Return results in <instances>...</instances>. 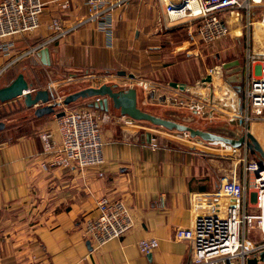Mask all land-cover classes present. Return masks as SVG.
Returning a JSON list of instances; mask_svg holds the SVG:
<instances>
[{"label":"crops","instance_id":"1","mask_svg":"<svg viewBox=\"0 0 264 264\" xmlns=\"http://www.w3.org/2000/svg\"><path fill=\"white\" fill-rule=\"evenodd\" d=\"M251 1L260 3L263 0ZM43 2L41 27L15 36V46L8 55L0 51V71L8 76L15 70L17 74L23 72L32 84L31 89L51 88L55 83L36 87L26 72L33 64L50 74L57 67L110 70L123 65L140 70V74L134 73L140 78L159 83L193 84L194 75L186 60L162 64L171 61L177 55V49H186L189 41H197L187 38L188 41L183 40L179 46L171 40L170 45L162 46L160 40L167 31L158 30V18L165 17L160 0H130L127 5L115 8L112 12L113 42L98 20H84L88 16L85 0H70L69 8L62 12L59 0ZM251 6L244 20L249 17L252 24L249 29L245 23L240 26L241 32L237 36L244 30L250 31L249 42L254 40L253 48L260 53L264 52V42L262 37L256 38L252 33L256 21L250 17L253 4ZM54 16H60L68 27L81 22L79 20L84 21L74 30L55 38L49 27ZM165 21L170 24L167 19ZM177 27L179 24L170 25L167 30ZM41 42H47L46 46L36 54H26L29 48ZM46 47L49 54L43 56ZM20 53L24 55L18 57ZM219 74L220 71L211 73L212 82L217 86ZM203 75L204 72L200 78ZM119 78L126 79L123 75ZM9 80L1 86L10 83ZM116 82L120 81L111 83ZM22 108L12 123L3 120L5 128L0 130V264H19L31 253L46 258L47 264L190 262L191 243L174 238V231L178 226L193 224L195 197L220 185L210 172V167H214L210 162L218 163L219 159L174 143L152 147L150 132L142 133L127 116L116 114L117 120L111 117L103 124L106 158L103 177L93 169L52 167L49 156L43 151L39 132L50 131L60 141L56 116H36L34 108L23 103ZM103 194L122 198L132 207L134 226L124 236L95 248L85 236L84 222L97 215V201ZM220 194V202L227 201L224 190L221 189ZM149 237L159 240V246L150 257L141 252L138 244L142 238Z\"/></svg>","mask_w":264,"mask_h":264},{"label":"built area","instance_id":"2","mask_svg":"<svg viewBox=\"0 0 264 264\" xmlns=\"http://www.w3.org/2000/svg\"><path fill=\"white\" fill-rule=\"evenodd\" d=\"M59 1L62 10L69 8L70 0ZM160 1L164 6L165 17L157 20L159 31H166L170 25L183 24L190 33L195 29L204 43L218 41L229 34L230 20L234 13L236 12L239 19V16H243L241 11L247 9L249 12L251 7L250 0ZM129 2L130 0H85L88 16L84 20H98L110 42H113L112 12ZM44 10L43 0H0V49L10 53L15 46L13 41L15 36L40 28ZM247 19L246 26L249 27L252 21L249 17ZM80 23L66 27L60 16H54L49 22V27L56 33L55 38H58L74 30ZM38 47L39 45H36L34 48ZM248 59L254 64L260 62L258 72L256 71L257 76L252 77L246 91L247 100H250L252 106V119L264 111V52L252 51L248 53ZM140 82L144 87L152 84L146 80ZM247 108L249 109L248 106ZM108 117L109 113H103L95 107L72 109L58 117L57 129L60 141L48 131L40 134L44 153L52 154L49 160L52 167L75 166L81 170L93 169L99 177H103L106 158L102 122ZM128 118L130 123L136 121L131 117ZM190 135L188 132L186 136L190 137ZM196 140L199 143L197 145L200 146L205 142L216 143V141L207 142L201 137ZM188 142L192 143V141ZM151 145L158 146L156 141H152ZM226 149L233 150L234 146L228 144ZM249 169L257 173L259 182L257 202H240V195L246 190V185L242 184L234 174L223 183L222 190L228 200L232 196L237 202H220L215 198L203 197L202 194L196 196V201L193 203V224L188 227L178 226L174 231V238L188 240L191 243L192 256L188 264H247L249 257L259 258L260 252L264 250V167L261 168L259 164L253 163ZM97 208L98 214L84 223L85 236L95 248L124 236L134 226L132 207L122 198L103 194L98 199ZM254 221L258 223V229L253 233L257 236L255 239L248 234ZM138 244L141 252L148 254L159 246V240L155 237L142 238ZM19 264H47V260L36 253H31ZM258 264H264V260L259 258Z\"/></svg>","mask_w":264,"mask_h":264},{"label":"rangeland","instance_id":"3","mask_svg":"<svg viewBox=\"0 0 264 264\" xmlns=\"http://www.w3.org/2000/svg\"><path fill=\"white\" fill-rule=\"evenodd\" d=\"M251 4H253V13L252 15L250 14V17H252L253 21L263 20L264 0L260 3L251 1ZM251 8L252 6L250 9ZM60 10L61 12L64 11L61 8ZM247 12V9L241 11L244 15L239 16V26H242L244 23L248 25V19H246V21L244 20ZM79 21L82 22L84 20ZM246 28L249 29L248 26H246ZM166 31L165 34L167 33V35H164L163 39L160 40L164 47L170 45L171 40L178 45L183 43V40L188 41V39H196L197 41L195 43L193 40L191 43H189V41L186 49H177L178 53L172 60L170 59L171 61L162 63L168 65L175 63L178 59L186 60L185 62L191 67L193 72L194 82L184 89L170 85V81H162V83H159L154 79L140 78L136 76V74L135 77L132 78L129 75L130 73L140 74L141 71L138 69L131 70V68L123 65L110 70L105 68L95 70L90 67L84 68L83 70H65L63 67H57L54 73L51 72V75L49 71H42L40 67L34 66L33 64L28 67L26 72L27 75L31 77L30 79L34 81L36 87H43L55 81L51 89H53V92L55 91V99L61 101V104L56 106V111L65 110V112H68L76 108H91L89 107V103L92 102L95 97L80 98L70 105H64L62 100L69 93L84 87L99 86L104 83L111 84L112 81L117 80L118 82L120 81L119 83L116 82L119 88H124V86L131 84L137 87L138 105L148 112L165 118L174 119L196 128L214 131L234 138L242 136L246 130H251L264 148V111L251 119L252 106L250 100H247L246 97L247 86L250 84L252 77L254 75L257 76L256 71L260 65V62L254 64L253 62H249L248 59V53L255 51L253 48L254 40L249 42L250 31L244 30L245 33L243 32L240 36L235 35V33L232 34L231 31L223 38L212 43L202 42L195 29L190 33L183 24H180L179 27L173 30ZM196 35L197 37L195 38L194 36ZM262 41L264 42V37H262ZM46 44L47 42L38 43V48L42 49ZM35 46L29 48L26 54H36L39 49H35ZM0 51L5 53V50L2 48ZM5 54L8 55L9 53ZM23 55V53H20L18 57H22ZM10 64L11 63H9L5 69ZM252 69L253 72L255 70L254 73L251 72ZM118 70H125L126 74H118ZM216 71H220L218 86L212 82L211 78V80H203L207 74L211 75L212 72ZM203 72L204 75L200 78ZM121 75H123V77L125 76L126 79H120L119 76ZM259 75L260 74H258V76ZM9 76L0 71V87L2 82L8 80ZM141 80L151 82L153 85L151 84V86L144 87V84L140 82ZM201 85L208 86L202 90L196 89L201 87ZM174 90H178V93ZM19 98L6 102L0 101V120L11 123L15 120L14 118L23 110L22 103L26 105L23 97ZM194 103L201 107H197ZM101 112L109 113V117L102 122V129H104L103 124L105 121H110L109 118L111 117L112 120L114 119L115 121L118 119L116 114H120V111L113 107L108 111L102 110ZM22 114H25V112H22ZM52 114L56 116L55 119L57 121V118L60 116H57L56 113H51V115ZM248 116H250V118H248ZM134 124L142 133L146 132V130L150 132L151 142L156 141L158 145H170L174 143L187 150L209 155V158L219 159L217 160L218 163H216V161H214L215 163H212L213 161L210 162L214 166L213 168L212 166L210 167V172L216 177L215 181L220 185L211 192L199 193L202 194L201 196L215 198L218 199V201L221 200L222 194L220 193L222 185L226 180L233 177L234 174L242 184L246 185V190L240 195V202H257V190L259 187L257 173L254 170H250L249 167L253 163L260 165L262 161L258 155L253 154L249 150L246 144L243 143L238 147H234L233 150H227V143L225 141L224 144L221 143L220 140H207L201 137V139L207 142L216 141V143L206 144L205 142L200 146L197 145L199 143L196 140L200 138V136L193 137L190 135L191 138L187 137L186 135H188L189 131L166 128L165 126L156 125L147 120H136ZM45 131L47 130H41L39 136ZM188 141H192V143ZM48 156L51 159L52 154ZM223 197H225V195H223ZM231 197L232 196H230L229 200L227 198L226 202H233V200L237 202L235 197ZM257 229L258 223L254 221L253 227L248 232L251 238H257V236L253 234Z\"/></svg>","mask_w":264,"mask_h":264},{"label":"water","instance_id":"4","mask_svg":"<svg viewBox=\"0 0 264 264\" xmlns=\"http://www.w3.org/2000/svg\"><path fill=\"white\" fill-rule=\"evenodd\" d=\"M42 54L43 56H48L49 48L46 47L42 51ZM118 74H126V71L119 70ZM129 75L132 78L135 77L134 73H130ZM210 78L211 75L207 74L203 80H211ZM169 83L175 87L186 88L185 83L177 81H170ZM31 88L32 84L27 80L25 74L19 72L10 83L0 87V101L6 102L23 97L26 106L34 108V114L36 116H43L51 113H56L57 116L64 115L65 110L56 111V106L60 105L61 101L55 99L56 95L50 87L39 88L37 90ZM90 97H95V99L89 103L90 107L100 108L106 111L113 107L119 110L120 114L127 115L136 120H147L156 125L165 126L166 128H176L189 131L193 137L200 136L207 140H223L226 143L232 144L234 147H238L244 143L253 154L259 156L262 161L260 167H264V148L251 130H246L242 136L234 138L153 114L142 109L138 105V89L134 85L124 88H119L117 83H104L99 86H88L69 93L62 100V103L64 105H70L80 98ZM4 128L5 122L0 120V130ZM232 203H234V200ZM148 256H151V252L148 253ZM259 258L260 260H264V250L260 252ZM259 258L258 256L249 257L247 259V264H258Z\"/></svg>","mask_w":264,"mask_h":264},{"label":"bare ground","instance_id":"5","mask_svg":"<svg viewBox=\"0 0 264 264\" xmlns=\"http://www.w3.org/2000/svg\"><path fill=\"white\" fill-rule=\"evenodd\" d=\"M256 1L259 2L261 0H256ZM238 22L239 21H238V18H237V14L234 13V16L230 20L232 34L235 33L236 35H238L241 32L240 31L241 29H240V26H239ZM254 29H255V31L253 33L255 34L256 38L264 37V19L260 20V21H256ZM220 142L225 144V142L223 140H220ZM228 144L229 143H227L226 145L228 146ZM224 202H226V201H224Z\"/></svg>","mask_w":264,"mask_h":264},{"label":"trees","instance_id":"6","mask_svg":"<svg viewBox=\"0 0 264 264\" xmlns=\"http://www.w3.org/2000/svg\"><path fill=\"white\" fill-rule=\"evenodd\" d=\"M16 76H17V72H16V70H15V71H13L12 74H10V76L8 77V78L10 79L9 82L12 81V80L14 79V77H16Z\"/></svg>","mask_w":264,"mask_h":264}]
</instances>
